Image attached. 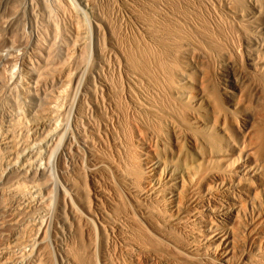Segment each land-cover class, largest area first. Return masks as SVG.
<instances>
[{
	"label": "rangeland",
	"instance_id": "374dc122",
	"mask_svg": "<svg viewBox=\"0 0 264 264\" xmlns=\"http://www.w3.org/2000/svg\"><path fill=\"white\" fill-rule=\"evenodd\" d=\"M211 10L221 16V0H0V264H195L154 241L152 229L181 248L183 227L198 236L201 220L218 221L208 206L232 193L209 195L186 179L179 199L172 179L139 193L125 173V139L133 100L176 71L186 74L182 97L190 106L207 109L199 98L203 72L212 105H228L223 87L233 85L234 74L236 93L253 112L264 109V69L252 74L244 52L208 47L197 35L198 26L217 25ZM249 125L243 110L224 133L179 108L155 125L152 140L168 160L185 152L190 158V134L197 150L221 152ZM255 197L251 212L240 193L242 207L226 218L237 245L230 264H264L259 189ZM134 242L143 248L133 249Z\"/></svg>",
	"mask_w": 264,
	"mask_h": 264
},
{
	"label": "bare ground",
	"instance_id": "6f19581e",
	"mask_svg": "<svg viewBox=\"0 0 264 264\" xmlns=\"http://www.w3.org/2000/svg\"><path fill=\"white\" fill-rule=\"evenodd\" d=\"M234 1L237 3L233 4V0H221L223 5L221 16L211 10L218 20L215 21L217 25L213 26L214 28L205 25L198 26L196 33L197 35L201 34L208 47L221 45V49L224 47L234 52L235 49L244 52L251 73L257 74L261 69H264V5L262 6L259 0ZM167 19L174 24H179L178 21H175L177 19L175 14H169ZM225 54L229 55V52ZM230 65L232 64L227 63L228 69H231ZM165 69H161L162 75L163 72H166ZM167 69L169 70V68ZM166 75L168 76V74ZM202 75L203 72L198 76L199 98L207 102L206 111L186 103L189 100L188 95H186V101L183 100L182 94L185 96V93L182 83L187 77L185 73H177V71L174 74L172 72V75L167 79L168 82L151 85L152 94L145 96L141 102L137 103L133 100L132 111L134 114L131 111L133 116L130 121L128 120L126 129L127 162L125 167L127 170L125 173L130 179L128 181L133 182L141 194L143 191L151 189L154 184H160L162 181L170 179L179 183L177 199L180 198V193L184 189V179L188 184L201 185L202 189L210 192L209 195L217 192V188L224 194L231 192L230 200L227 195L222 194L221 198H217L218 201L208 206L209 211H218L219 213L216 223L201 220L198 228L201 229V232L197 233L198 236L191 235L189 228L183 227L187 239L185 244L180 246L184 250L174 245L175 241L171 235L158 228L152 229L155 233L151 236L154 241L164 245L165 248L168 246L174 250L179 248L178 250L184 258L195 264H230L231 256L237 245L231 232L232 229L227 228L225 222L226 218L232 215L231 209L236 213L237 209L242 207L243 201L239 198L240 193L244 194L252 212L257 209L253 200L254 202L255 199L257 200L255 193L256 189H259L263 198L262 206L259 202V210L264 207V128L262 127L264 109L261 108L260 111L253 112L246 96L236 93L240 89V84L238 76L234 74L233 85L229 89L223 87L226 90L224 94L228 105H212L201 87ZM253 78L255 79V77ZM228 81L231 82V80ZM179 108L185 110L189 118L201 124L205 118L211 120L224 133V126L227 123H234L244 110L248 111L252 126L249 125V129H251L242 135L240 142H228L230 148L228 150L221 149V152L210 151L207 153L197 150L199 139L196 135L190 134L188 143L194 148L195 154L187 158L185 152L178 154L176 159L168 160L165 155L159 153L154 140H152V137L154 139L157 137L154 127L160 125L162 121H168L170 111L179 110ZM137 115H139L140 122L134 121ZM141 123L146 125L142 126ZM147 136H149L148 139H146ZM201 141L208 143L206 139H201ZM209 161L218 163V169H204L202 163ZM247 189L253 190L248 191ZM261 214H264V209L259 215ZM155 244L157 245V243ZM141 245L140 242L131 244L133 249H142Z\"/></svg>",
	"mask_w": 264,
	"mask_h": 264
}]
</instances>
